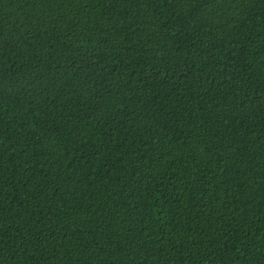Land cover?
Returning <instances> with one entry per match:
<instances>
[{
    "label": "trees",
    "instance_id": "trees-1",
    "mask_svg": "<svg viewBox=\"0 0 264 264\" xmlns=\"http://www.w3.org/2000/svg\"><path fill=\"white\" fill-rule=\"evenodd\" d=\"M0 264H264V0H0Z\"/></svg>",
    "mask_w": 264,
    "mask_h": 264
}]
</instances>
